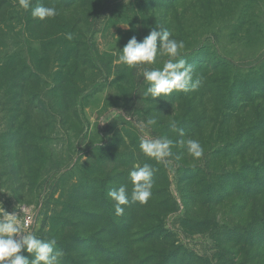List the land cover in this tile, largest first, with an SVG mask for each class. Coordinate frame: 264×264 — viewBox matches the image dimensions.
Segmentation results:
<instances>
[{
	"label": "rangeland",
	"instance_id": "1",
	"mask_svg": "<svg viewBox=\"0 0 264 264\" xmlns=\"http://www.w3.org/2000/svg\"><path fill=\"white\" fill-rule=\"evenodd\" d=\"M37 4L57 15L34 18ZM153 28L183 41L195 90L145 98L144 68L168 57L117 63L115 48ZM263 82L264 0H0V206L21 223L30 212L23 231L54 239L59 264H157L172 250L184 264H264V185L250 187L264 146L232 148L264 139ZM162 137L170 157L144 154L142 139ZM145 164L142 204L129 173ZM121 185L129 204L117 216L109 192Z\"/></svg>",
	"mask_w": 264,
	"mask_h": 264
},
{
	"label": "clouds",
	"instance_id": "2",
	"mask_svg": "<svg viewBox=\"0 0 264 264\" xmlns=\"http://www.w3.org/2000/svg\"><path fill=\"white\" fill-rule=\"evenodd\" d=\"M19 7L28 10L32 0H18ZM31 15L34 18L44 20L57 15L54 6L37 4L32 8ZM172 34L166 29L153 28L149 34L138 41L133 35L122 49L115 48L114 54L118 56L117 63H123L129 67L137 65H152L158 56H167L168 59L162 68L145 67L142 78L146 82L144 97L168 96L173 91L195 90L200 81H192V66L184 59H177L184 48L183 41L171 38ZM71 40V34L67 35ZM118 39V37H117ZM157 124L155 118L147 120L143 127ZM179 135L183 136V129H179ZM178 143L184 144V141ZM173 141L166 138H145L141 140L140 148L149 157L156 160H164L172 155L171 148ZM187 150L194 158L203 155V147L197 140L186 141ZM133 184L132 201L147 203L152 195V168L145 164L135 167L130 173ZM109 196L115 201V214L122 215L124 208L122 205L129 204L126 186L121 185L117 190L109 192ZM56 241H44L33 233H25L22 223L15 213H8L0 206V264H59V258L63 256L62 251L54 250ZM34 253V259H29L22 254Z\"/></svg>",
	"mask_w": 264,
	"mask_h": 264
},
{
	"label": "trees",
	"instance_id": "3",
	"mask_svg": "<svg viewBox=\"0 0 264 264\" xmlns=\"http://www.w3.org/2000/svg\"><path fill=\"white\" fill-rule=\"evenodd\" d=\"M206 63V62H205ZM205 66H209L208 64H205ZM264 87V82L262 83L261 85V88ZM264 89V88H263ZM238 93V91H237ZM236 94V93H235ZM239 94H242V93H238V96ZM246 97H249L250 96V93L249 92H246L245 94ZM240 98H243L242 95H240ZM246 102H252L253 101V97H249L245 100ZM264 121V120H263ZM242 132H239L238 134H241ZM252 133V132H251ZM246 134V136H248L249 138L246 140V139H243V140H237L236 144H234L232 146V148H235L237 147L238 149H243L244 147H246L245 145L250 143V144H254V145H259V146H264V139H260V140H257L258 138H254L253 137V133L251 134ZM244 135V134H242ZM252 135V136H251ZM215 149L212 150V152L214 151ZM262 170L264 171V163H263V167H262ZM263 172H261L262 174ZM257 177V176H256ZM193 180V179H192ZM264 181V176H261V178H255V180L252 181L251 183V186L253 185V188H257V187H261L262 185H264L263 182ZM248 183L243 187V188H248ZM207 189V187H206ZM162 224H159L155 226L154 230H153V234L156 235V236H162V233H160V231H162L164 228L161 226ZM176 252L175 251H170V253H167V254H164V253H161L159 255V257H157L155 260L157 261V264H184V262L182 260L177 261V258H176ZM205 261H201V264H204ZM188 264V263H187Z\"/></svg>",
	"mask_w": 264,
	"mask_h": 264
},
{
	"label": "built area",
	"instance_id": "4",
	"mask_svg": "<svg viewBox=\"0 0 264 264\" xmlns=\"http://www.w3.org/2000/svg\"><path fill=\"white\" fill-rule=\"evenodd\" d=\"M34 222L33 215L30 212H26L22 219V226L24 229H29L32 227Z\"/></svg>",
	"mask_w": 264,
	"mask_h": 264
}]
</instances>
